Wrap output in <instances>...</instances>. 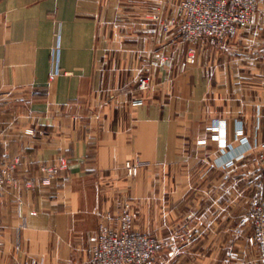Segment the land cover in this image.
<instances>
[{"label":"crops","instance_id":"0c3cea01","mask_svg":"<svg viewBox=\"0 0 264 264\" xmlns=\"http://www.w3.org/2000/svg\"><path fill=\"white\" fill-rule=\"evenodd\" d=\"M180 2L0 0V160L16 163L19 182L2 199L0 264H88L106 214L129 198L142 212L144 196L168 199L177 216L199 167L233 173L201 177L229 200L224 217L264 199L258 175L235 179L261 164L264 0L219 46L182 40ZM62 158L67 169L51 186H24ZM130 160L144 165L137 177L126 173ZM214 227L241 247L239 223Z\"/></svg>","mask_w":264,"mask_h":264},{"label":"built area","instance_id":"2783aa9c","mask_svg":"<svg viewBox=\"0 0 264 264\" xmlns=\"http://www.w3.org/2000/svg\"><path fill=\"white\" fill-rule=\"evenodd\" d=\"M259 0H181L179 4L178 31L184 42L198 44L208 41L212 45H225L239 29L251 25L257 11ZM150 81L143 78L138 90L147 91ZM143 99H136L135 105H142ZM32 134V131H29ZM260 160L264 167V143ZM66 159H60L56 165H43L39 176L28 179L24 186H51L59 173L67 169ZM144 166L140 162L127 161L125 170L129 177H136ZM230 162L227 168L233 167ZM16 163L0 160V209L5 189L8 185H17ZM242 225L250 226L256 245L260 264H264V199L256 201L241 220ZM162 248L161 242L150 234L140 233L133 228V215L127 205L119 213H108L99 224L97 237L88 250V264H156V257ZM23 264H38L29 261Z\"/></svg>","mask_w":264,"mask_h":264},{"label":"rangeland","instance_id":"374dc122","mask_svg":"<svg viewBox=\"0 0 264 264\" xmlns=\"http://www.w3.org/2000/svg\"><path fill=\"white\" fill-rule=\"evenodd\" d=\"M261 164L258 162L257 174V168H241L237 173L240 177L235 179L254 177L257 179L258 175L264 186V167ZM199 168L194 172L197 177L194 180V194L188 200V205H184L177 216L170 213L168 199L158 203L153 198L144 196L138 201L143 209L142 212L134 205L135 199L129 198L127 201H122L119 210L115 213H119L129 205L133 215V228L141 233L150 234L161 242L162 248L155 259L156 264H260L259 251L252 240L245 237L241 220L256 201L261 200L254 199L247 206L243 203L242 215L236 221H233L234 217L228 216V213L224 217L221 214L223 208L225 212L232 210L229 200L224 196L216 197L211 184L205 183V180L201 183V177L208 175L212 178L214 174V177L220 175L223 179H234V176H231L233 173L226 171L224 175L218 172H205ZM221 222L226 225L234 222L241 225L243 234L239 249L232 244L237 235L230 231L221 233L215 229L214 226ZM219 239L222 240L220 244H218ZM246 240L248 242H245ZM175 241L179 243L176 244Z\"/></svg>","mask_w":264,"mask_h":264}]
</instances>
